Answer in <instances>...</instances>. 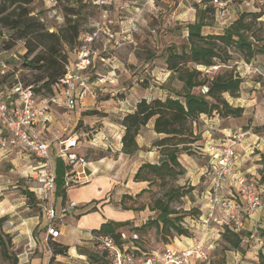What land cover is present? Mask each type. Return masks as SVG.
Returning a JSON list of instances; mask_svg holds the SVG:
<instances>
[{
  "label": "rangeland",
  "instance_id": "obj_1",
  "mask_svg": "<svg viewBox=\"0 0 264 264\" xmlns=\"http://www.w3.org/2000/svg\"><path fill=\"white\" fill-rule=\"evenodd\" d=\"M113 1L114 6L106 8L98 7L95 0H34L30 5V16L40 20L49 32L59 33L67 22L76 23L79 27L78 39L71 45H64L62 53L71 63L86 55L89 63L84 73L88 78V86L94 84L92 94L87 93L82 101L78 100L74 111L80 115L77 132L81 135L80 142L88 146L92 164L102 157L114 159L117 156L116 149L122 136L121 119L125 114L133 112L140 100L164 98L166 93L161 87L165 85L180 88V84L172 80L170 72L166 70L165 51L168 47H176L178 50L186 45L185 26L195 21L198 10H213L212 14H204V20L211 24L204 29L205 34L221 33L240 15L246 14L250 22L248 37L253 38L254 50L252 57L247 59L245 53L241 54L229 47V61L225 65L217 62L216 66L208 69L198 68L205 79L217 73L240 78L242 82L238 97H226V100L231 106L242 108L243 112L239 118L219 119L213 115L210 120L199 119L193 125L195 136L201 142L208 132L219 140V131L224 128L239 133L247 131L264 138V0H218V4L212 0ZM258 13L261 17L254 20L253 14ZM0 32L3 33L0 36V72L7 75V84L18 81L23 86L37 88L39 84L35 78L38 73L26 70L23 66L24 43L6 30L0 29ZM31 58L28 56L26 60ZM41 97L44 100L53 97L59 101L54 92L36 98L41 101ZM150 124L139 131L143 140L138 137L136 140L152 149L154 141L145 137ZM199 142L191 146L189 156L179 157L181 168L176 169L174 176L147 174L150 181L138 182L143 183L142 187L134 190L127 188L131 180L129 176L118 186L120 189L107 194L102 200L105 208H102L103 205L98 208H102L109 222L118 225L114 229L116 235L120 234L128 241L132 234L130 227L155 220L159 214V204H168L174 212L172 219H182L189 214L197 218L205 212V200L211 184L210 164L195 149V146L201 148ZM257 158L260 161L254 163L260 166L256 172L264 180V162L261 157ZM37 171L36 160L29 154H0V218H4L1 231L11 239L7 248L17 258V264L20 254L26 250H31L28 257L36 264H65L69 261L83 264L78 259L64 260L56 256L50 262L58 243L46 239V221L38 200L40 185L32 177ZM61 179L62 174L56 183V212L64 196ZM80 191L81 186L70 187L65 190V200L79 199ZM123 209H137L134 211L136 216L131 220H123L121 217L117 219V213H123ZM70 215L69 212L62 214L63 220L70 219ZM56 224L60 226V220H56ZM211 229L214 230L212 239L216 242V247L211 251V264H237L236 260L240 263L249 260L253 264L254 259L246 252L252 249L253 257L257 258L255 252L260 250L257 249L259 240L264 249V228H257L254 236L249 239L250 233L244 235L241 231V251L232 249L224 242L222 234L218 236L216 226H211ZM134 232L146 242L148 249L174 240L187 239V236H178L171 228L162 229L161 225ZM190 235L193 239H199L193 233ZM64 240L67 244L77 243L78 237L68 229L65 235L61 232V241ZM0 264H11V261L0 255Z\"/></svg>",
  "mask_w": 264,
  "mask_h": 264
},
{
  "label": "trees",
  "instance_id": "obj_2",
  "mask_svg": "<svg viewBox=\"0 0 264 264\" xmlns=\"http://www.w3.org/2000/svg\"><path fill=\"white\" fill-rule=\"evenodd\" d=\"M33 1L0 0V29L14 34L17 40L24 43L25 59L23 66L26 70L38 73L35 82L39 86L32 88L34 95L38 98L44 93L47 95L53 93V87L64 76V67L68 60L67 56L62 53V48L64 45L73 44L78 39L79 27L76 23L67 22L64 29L59 33L47 31L40 20L30 16V5ZM195 8L197 9V6ZM205 12L212 14L213 10H198L195 21L185 26V46H181L178 50L176 47H168L165 51L166 70L170 72L171 79L180 84V88L162 86L161 89L166 93L164 98H155L150 101L142 99L136 104L133 112L125 114L121 119L120 125L123 130L120 152L122 154L132 156L139 151L136 138L140 129L148 123L152 124V130L158 136L152 146L159 151V162L141 165L133 176V182H149L147 174H154L157 177L174 176L176 169L181 168L179 157L182 155L189 156L192 151L191 146L194 147L193 145L200 141L193 130V125H196L199 119L210 120L213 115L219 119L239 118L242 115V108L233 107L226 100V97H238L241 79L230 74L220 73L210 79H205L198 68L208 69L216 66L217 62L225 65L229 61L227 52L229 47H233L241 54L245 53L247 59L251 58L254 49L253 38L252 36L248 37L250 22L247 20L246 14H242L221 33L205 34L204 29L211 26L209 22L204 20ZM252 17L257 20L261 14H253ZM2 34L0 32V36ZM28 56H32V58L26 60ZM6 77L7 75L0 73L1 90L4 86L9 87L11 85L7 84ZM43 98L41 97L40 100ZM78 122L76 123V130ZM207 143L218 145L217 141L213 139ZM207 143H202L201 148L205 147ZM196 147L200 146H195V149ZM260 157L261 161L264 162V156L261 155ZM64 171L65 167L62 162L57 161L56 183L60 174L63 177ZM210 187L208 192H210ZM65 190L66 188H63V202ZM30 195L28 194V196ZM157 209L159 214L155 220H151L140 227L131 226L129 230L142 232L146 228L154 226L158 228L161 225L162 229L171 228L178 236H187L188 239L192 237L189 233L190 228L205 214L202 213L197 218L189 214L182 219H172L171 215L174 212L169 209L168 204H159ZM123 210L137 211V209ZM3 221L4 218H0V255L3 259L10 260L11 264H17V258L12 256L7 248V243H10L11 239L1 231ZM117 226V224L108 222L101 225L99 232L114 236L117 243L120 244L123 242L122 236L114 233ZM241 237V232H235L230 228L229 223L226 224L222 239L232 249L242 250ZM144 243L146 242L139 239L132 246L130 245L128 250L145 257L147 254L142 251ZM66 251V247L55 246L50 262L54 256H64ZM96 252L90 256V263H105L104 255ZM257 259V264H264V249L257 252Z\"/></svg>",
  "mask_w": 264,
  "mask_h": 264
},
{
  "label": "built area",
  "instance_id": "obj_3",
  "mask_svg": "<svg viewBox=\"0 0 264 264\" xmlns=\"http://www.w3.org/2000/svg\"><path fill=\"white\" fill-rule=\"evenodd\" d=\"M111 1L95 0V3L98 7H104ZM212 1L218 4V0ZM88 65L86 55L65 65L64 76L53 87L59 101L53 97L39 101L31 86H23L18 81L0 89V154L24 152L36 160L38 173H34L32 177L40 185L39 207L46 221V239L51 241L60 237L56 220L62 219L54 204L56 162L61 161L65 167L64 188L89 182L86 167L90 161V153L82 147L73 113L76 106L75 91L79 89L82 96L88 93V78L84 73ZM50 104L61 109L63 123L47 132L43 125ZM226 138V146L207 144L204 147L216 166L210 170L211 187L206 199L202 227L208 228L218 212L222 211L231 228L235 232H241L245 219L260 210L263 203L257 182L235 170L238 135L230 133ZM227 182L240 199L241 207L220 197ZM67 207L75 208L76 203L69 202ZM66 211L67 208L62 209V213ZM89 239L97 251L104 255L106 262L103 264H209L211 251L216 247L215 241L206 244L200 238L183 249L168 244L157 254L144 253L147 254L144 257L128 250L130 245L139 240L134 231L128 241L122 236L123 242L120 244L114 236L100 232H90Z\"/></svg>",
  "mask_w": 264,
  "mask_h": 264
},
{
  "label": "crops",
  "instance_id": "obj_4",
  "mask_svg": "<svg viewBox=\"0 0 264 264\" xmlns=\"http://www.w3.org/2000/svg\"><path fill=\"white\" fill-rule=\"evenodd\" d=\"M114 3H115L114 1L113 3L111 1L110 4L105 6V8L112 6ZM93 86L94 84L88 86L89 94H92L91 90L93 89L92 88ZM80 93L81 92L79 89L75 91L76 105L78 100L82 101L85 98ZM74 116L76 121L78 122L80 120L79 118L80 115H78V113L74 111ZM45 121L46 122L44 123L43 128L47 132L52 130L53 128L60 127L63 123L61 109L53 104L48 105ZM148 129L149 131L145 137L151 139V141L157 139L158 136L153 132L152 124H150ZM122 130L123 128L121 127V131ZM219 133L221 135L219 140H216L207 132L206 137H204L201 142L199 141L198 142L201 145L202 143L205 144L213 139L217 141L218 146H226L227 134L230 133L237 134L238 142L235 146V170L239 173L246 175L248 178L254 179L258 185L263 207L260 210H258L254 215L245 219L243 232L244 235L245 233H250L248 234L249 235L248 239H249L254 236V233L256 232L257 228L258 229L264 228V180H262L261 176L256 172L257 167H259L260 165L254 163L255 161H260V159L257 158L258 156L259 158L261 155L264 156V138L258 134H254L251 132L245 131L243 133H239L237 131H230L229 129H224V128L221 129ZM137 137L140 140H143V137H141L140 134H138ZM137 144L139 146V151H137L132 156L122 154L120 152L121 143H119V146L116 149L117 156L114 159H111L109 157H102L97 159V161L94 164H92L91 163L92 160H90L86 167L89 177V182L87 184L80 185L81 194L78 195L79 199L73 198L72 200H68V201L64 200V202L62 199V201H60V207L57 209L58 210L57 214L62 218V214H64L62 213V209L67 208L66 213L69 212L71 213V215L69 217L70 219H67L68 221L63 220V218L60 220L61 224L60 226H58L59 227L58 229L60 231V237L57 240H54L53 242H57L58 245L66 247L67 251L64 256L57 255L56 257H61V259L64 260L78 259L83 264H89L88 261H90L89 259L90 256L92 254H95V252L97 251V249L89 239V233L99 232L101 225L109 222L101 210L102 208H105V206L103 205L104 202L102 200L105 199L107 194H109V192H111L112 190L120 189L118 188V186L125 178L130 176L132 180L134 174L141 165L145 163L154 164L156 163L155 161L160 159L159 153L155 149V147H152V149H150V146H147L146 144H140L138 140H137ZM82 147L88 149L87 148L88 146L85 145V142L84 143L82 142ZM196 149L201 152L200 156L202 155L204 156V158L208 159L210 164V170H213L216 164L215 162L212 161L208 152L204 150V147L203 148L196 147ZM201 169L204 170V168ZM61 180H62V186L64 188L63 177ZM131 180L130 183L127 184V188L133 190L141 189L142 187L141 185L143 183L133 182ZM220 197L229 200L233 204H236L238 207H241L240 199L235 193L232 185L229 184L228 182L225 183V190L220 194ZM57 200H58L57 191H55L54 204L57 203ZM69 202H75L76 207L68 208L67 206ZM206 202L204 205L205 211H206ZM99 205L101 206L103 205V207L99 209L98 208ZM96 209L97 211L93 212ZM135 216H136V212L132 210H124L123 213H117V219L118 217H121L123 220H131ZM203 217L200 218L198 221H196L197 223L194 224L192 228H190L189 233H193V236L195 238H199V239L201 238L204 242H206V244H208V242L212 240L215 241L214 239H212L214 230L211 229V226L213 225L216 226V228L218 229L217 233H219L218 234L219 236L220 234H223L225 226L226 224H228V219L225 217L222 211H219L215 219L210 223L208 228L205 229L202 227ZM71 221L73 222V224L71 223ZM132 226L140 227L137 225H132ZM68 229H71V231H73V233L78 237L77 243L70 242L69 244H67L66 240H64L63 242L61 241V232H63L65 235ZM197 240L198 239H193V237H191V239L189 238L185 240L182 238V240H174L173 242L167 244L152 246L151 249H148L147 248L148 246H146V243H144L143 245L144 247H142V251L148 254H157L163 249L165 245L168 244L183 249ZM262 247L263 244L259 240V242L257 243V249L259 248L261 250L263 249ZM93 249L94 252H92ZM28 252H31V250L29 251L26 250L20 254L18 258L19 264H36L33 262L32 258L28 257ZM257 252L258 250L255 252L256 255ZM246 253H248L247 255H250L249 257L254 259L252 260L253 264H256L257 258L253 257L252 249L248 250ZM244 257L246 258V256ZM236 261L239 264L251 263V261L249 260L246 261L247 263L246 262L240 263L239 260ZM65 264H75V262L69 261L66 262ZM209 264H211V261Z\"/></svg>",
  "mask_w": 264,
  "mask_h": 264
}]
</instances>
